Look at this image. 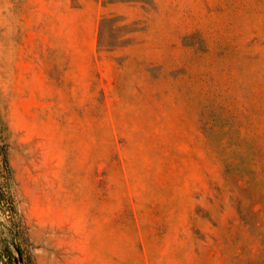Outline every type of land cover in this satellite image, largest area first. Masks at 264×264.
<instances>
[{"label": "rangeland", "instance_id": "374dc122", "mask_svg": "<svg viewBox=\"0 0 264 264\" xmlns=\"http://www.w3.org/2000/svg\"><path fill=\"white\" fill-rule=\"evenodd\" d=\"M0 264H264V0H0Z\"/></svg>", "mask_w": 264, "mask_h": 264}, {"label": "trees", "instance_id": "16d2710c", "mask_svg": "<svg viewBox=\"0 0 264 264\" xmlns=\"http://www.w3.org/2000/svg\"><path fill=\"white\" fill-rule=\"evenodd\" d=\"M9 252L7 251V258L10 260V255L8 254Z\"/></svg>", "mask_w": 264, "mask_h": 264}]
</instances>
